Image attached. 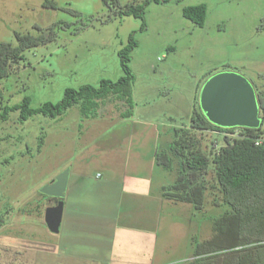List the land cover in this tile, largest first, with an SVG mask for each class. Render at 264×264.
Returning <instances> with one entry per match:
<instances>
[{
	"label": "rangeland",
	"instance_id": "374dc122",
	"mask_svg": "<svg viewBox=\"0 0 264 264\" xmlns=\"http://www.w3.org/2000/svg\"><path fill=\"white\" fill-rule=\"evenodd\" d=\"M44 1L0 0V42L16 44L15 33L37 36L36 26L47 36L58 21L74 24L57 30L54 41L26 51L24 60L0 80L3 106L19 105L29 97L31 109H38L47 102L59 103L66 89L99 87L102 80L118 81L123 76L119 51L133 35L138 43L130 63L135 76V117L125 120V126L105 130L101 119L82 117L80 104L56 120L35 115L21 122L19 112L9 114L0 124V264L55 263L49 254L56 234L43 221L45 207L55 206L57 200L43 198L40 190L55 180L63 166L72 170L86 143H96L91 146L94 155L90 154L95 159L104 157L94 153L96 147L101 148L99 143H124L126 137L127 143H141L145 153L150 148H167L166 127L190 126L201 88L217 73L235 72L258 90L264 89V0H160L149 4L144 19L120 17L110 7L111 2L106 6L103 0H52L59 8L82 13L83 22L60 9L45 8ZM144 1L119 3L125 6ZM202 4L207 7V18L199 27L183 17V10ZM83 24L88 26L83 28ZM143 24L145 29L141 30ZM121 109L120 102L109 99L101 103L99 113L111 116ZM143 118L153 121L152 125L142 126ZM196 136L202 151L210 154L223 146L226 134L197 132ZM132 161L130 157L128 166ZM102 162L89 163L88 171L97 178ZM171 177L170 173L166 176L168 180ZM212 178L211 172L208 179ZM210 193L205 209L195 212L198 219L190 229L194 251L186 264L195 260L197 244L213 235L214 219L228 210L225 205H214L215 191ZM38 209L41 216L27 212ZM174 230L177 239L188 235L185 224L176 225ZM222 261L220 256L213 258L217 264ZM82 264H99V260L82 259Z\"/></svg>",
	"mask_w": 264,
	"mask_h": 264
},
{
	"label": "trees",
	"instance_id": "16d2710c",
	"mask_svg": "<svg viewBox=\"0 0 264 264\" xmlns=\"http://www.w3.org/2000/svg\"><path fill=\"white\" fill-rule=\"evenodd\" d=\"M151 2L158 3L160 0H145L141 4L125 6H121L119 0H103L118 16L137 19H144L145 10ZM43 6L60 9L78 21L85 20L82 13L71 8H59L52 0H45ZM183 17L203 27L207 18V7L204 4L186 7ZM73 25L72 22L58 21L50 27L47 36L42 28L36 26L34 29L39 32L37 36L15 33L16 44L0 42V80L8 77L13 67L24 60L26 51L54 41L57 30L70 29ZM86 26L88 25L83 24V28ZM144 29L145 24L141 30ZM137 47L138 43L131 35L127 45L119 51L123 76L118 81L102 80L99 87L85 85L78 90L66 89L63 99L56 104L47 102L38 109H31V99L25 97L19 105L3 106V92L0 90V124L8 120L11 112H19L21 122H26L35 115L56 120L77 104L81 105L83 118L94 119L99 115L101 103L109 99H115L122 104L120 116L123 119L131 118L135 108V76L130 63L131 55ZM254 89L262 118L258 129H226L213 125L203 114L198 100L197 108L194 103L190 126L175 129L168 147L158 149L154 154L156 164L174 173L176 177L172 185L163 187L164 199L191 204L196 211L202 212L205 209L207 193L218 190V194L214 195V205L228 207V210L214 219L213 239L197 244L192 264H217L210 258L206 262L204 258H200L204 257V249L212 245L219 251L217 256L223 260L222 264H264V89L258 90L256 86ZM197 132H238V136H225L223 146L206 154L202 151ZM259 141L260 144H257ZM38 148L40 150L41 146ZM211 172L213 179L210 181L208 177ZM41 196L47 197L43 194ZM39 210L27 212L41 216Z\"/></svg>",
	"mask_w": 264,
	"mask_h": 264
},
{
	"label": "crops",
	"instance_id": "0c3cea01",
	"mask_svg": "<svg viewBox=\"0 0 264 264\" xmlns=\"http://www.w3.org/2000/svg\"><path fill=\"white\" fill-rule=\"evenodd\" d=\"M134 117L133 113L131 118L123 119L118 112L111 116L99 113L94 119H101V128L111 130L112 127L118 129L121 124L125 126L124 121ZM141 122L142 126L153 123L145 118ZM175 129L180 128L166 127L167 147L173 140ZM127 138L124 143H99L101 148L96 147L94 153L104 155V159L90 156L91 146L96 143H86L80 150L79 159L69 175L60 231L52 244L54 247L50 246L52 253L49 256H54V264H69V261L82 264V259H98L99 264L189 262L194 251L190 229L198 219H195V212L199 211L191 204L174 203L162 197L163 187L175 182V174L156 164L154 154L157 148H150L145 153L141 143H127ZM130 157L135 161L129 167ZM97 160L103 161L98 164L99 178L88 171L89 163ZM64 170L63 166L58 173ZM169 173L170 180L166 178ZM214 191L218 194V190ZM163 212H174L179 217L165 216ZM182 224H185L188 235L177 239L178 234L173 235L174 229ZM189 249L190 255L182 257Z\"/></svg>",
	"mask_w": 264,
	"mask_h": 264
},
{
	"label": "water",
	"instance_id": "95a60500",
	"mask_svg": "<svg viewBox=\"0 0 264 264\" xmlns=\"http://www.w3.org/2000/svg\"><path fill=\"white\" fill-rule=\"evenodd\" d=\"M199 104L208 121L221 128L258 129L262 124L254 86L235 72L212 75L201 88ZM69 175L70 171L64 170L40 190L41 194L57 200L44 213L45 224L54 234L59 233L62 224Z\"/></svg>",
	"mask_w": 264,
	"mask_h": 264
},
{
	"label": "flooded vegetation",
	"instance_id": "af4514ba",
	"mask_svg": "<svg viewBox=\"0 0 264 264\" xmlns=\"http://www.w3.org/2000/svg\"><path fill=\"white\" fill-rule=\"evenodd\" d=\"M235 224H237V222H235ZM211 239H213L212 236H211V238H208L204 242H209ZM218 254H219V251L217 250L215 245H212L211 247L208 246L204 249V257H206V258H212V260H213V258L215 259Z\"/></svg>",
	"mask_w": 264,
	"mask_h": 264
},
{
	"label": "built area",
	"instance_id": "2783aa9c",
	"mask_svg": "<svg viewBox=\"0 0 264 264\" xmlns=\"http://www.w3.org/2000/svg\"><path fill=\"white\" fill-rule=\"evenodd\" d=\"M226 136L227 137H230V138H236L237 136H238V132L236 133V134H226ZM257 144H260V141H259V143H257ZM217 150V149H216Z\"/></svg>",
	"mask_w": 264,
	"mask_h": 264
}]
</instances>
